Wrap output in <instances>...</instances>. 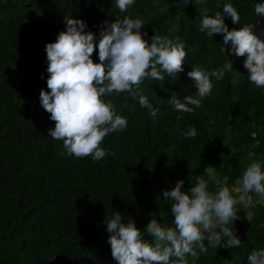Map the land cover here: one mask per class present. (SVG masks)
I'll use <instances>...</instances> for the list:
<instances>
[{
  "label": "trees",
  "instance_id": "16d2710c",
  "mask_svg": "<svg viewBox=\"0 0 264 264\" xmlns=\"http://www.w3.org/2000/svg\"><path fill=\"white\" fill-rule=\"evenodd\" d=\"M228 3L241 17L234 24L225 16L229 30L256 24L253 31L264 39V17L255 13L264 0H192L184 8H177L176 0H135L125 13L115 0H0V264H117L107 214L118 210L125 222L134 219L143 229L153 213L158 222L173 226L170 202L161 194L178 180H185L187 190L189 177L208 179L204 169L210 168L221 182L227 177L232 188L252 160L264 164V87L250 81L246 57H238L222 79L211 78L214 86L200 108L189 105L194 111L182 113L167 103L172 94L182 102L196 96L187 75L193 66L213 71L229 58L231 52L221 51L223 35L209 37L198 27L202 9L214 15ZM97 6L105 12L98 17ZM66 15L83 19L92 32L105 20L127 15L143 20L149 43L155 34L185 42L179 77L164 73L163 81L146 78L141 84L160 109L155 122L138 99L128 96L124 107L126 93L104 97L128 126L104 138L101 147L111 154L99 161L61 155L63 141L48 135L54 128L45 124L48 112L40 115L28 93L27 78L46 45L66 28ZM94 33L98 44L99 32ZM93 59L99 62L98 47ZM190 127L197 130L194 138L184 135ZM209 190L216 191L214 182ZM250 195L246 209L238 206L233 225L241 245L208 247L198 259L188 256L189 264H249V254L264 249V200Z\"/></svg>",
  "mask_w": 264,
  "mask_h": 264
},
{
  "label": "clouds",
  "instance_id": "9594fccd",
  "mask_svg": "<svg viewBox=\"0 0 264 264\" xmlns=\"http://www.w3.org/2000/svg\"><path fill=\"white\" fill-rule=\"evenodd\" d=\"M134 2L115 0V7L125 13ZM191 3L192 0H176V7L184 8ZM95 12L97 17L105 13L99 6L95 7ZM199 13V30L209 37L223 35L221 51L228 50L231 54L220 69L207 71L193 66L187 73L195 84L196 96H184L183 102L175 94L167 99L169 105L182 113L194 111L189 105L200 108L203 98L211 94L214 86L211 78L222 79L225 72L234 69L233 62L238 57H246L244 67L250 81L257 87H264V39L253 31L256 24L229 30L225 16L234 24H239L241 18L231 3L214 15H210L207 8ZM255 13L264 17V3L255 6ZM64 22L66 28L54 42L46 45V54L27 78L28 93L34 97L40 115L48 112L45 124L54 127L48 130V135L53 140L63 141L66 152L61 155L91 156L93 161H99L111 154L101 147L104 138L128 126L127 118L117 114L112 100L104 97L126 93L124 107H127L128 96L138 99L155 122L160 109L143 94L141 84L146 78L163 81L164 73L179 77L187 58L185 42L179 38L173 40L166 34H155L149 43L141 31L145 25L143 20L127 15L117 16L114 21L105 20L94 31L99 32L98 44L96 34L86 31L87 23L83 19L66 15ZM97 47L98 63L93 59ZM20 64L21 61H17L18 69ZM184 135L194 138L197 130L190 127ZM204 172L208 179L199 175L189 177L192 186L187 190L184 189L185 180L180 179L162 192V198L171 205L173 226L158 222L153 213L143 229L134 219L125 222L118 210L106 215L104 223L110 233L108 243L117 264H189L188 256L198 259L208 247L233 249L241 245L233 227L239 219L238 206L247 208L252 200L250 193L264 197V164L252 160L239 186L232 188L227 186V177L221 182L212 169L205 168ZM210 182L215 183L216 191L209 190ZM146 234L148 239H145ZM248 262L264 264V249H254Z\"/></svg>",
  "mask_w": 264,
  "mask_h": 264
},
{
  "label": "rangeland",
  "instance_id": "374dc122",
  "mask_svg": "<svg viewBox=\"0 0 264 264\" xmlns=\"http://www.w3.org/2000/svg\"><path fill=\"white\" fill-rule=\"evenodd\" d=\"M257 198H258V200H261V201H263V200H264V197H261V196H259V195H258V197H257Z\"/></svg>",
  "mask_w": 264,
  "mask_h": 264
}]
</instances>
